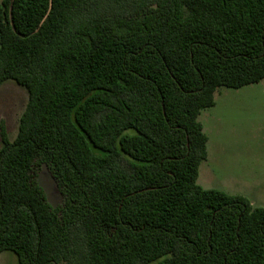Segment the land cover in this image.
Listing matches in <instances>:
<instances>
[{"label": "trees", "instance_id": "1", "mask_svg": "<svg viewBox=\"0 0 264 264\" xmlns=\"http://www.w3.org/2000/svg\"><path fill=\"white\" fill-rule=\"evenodd\" d=\"M9 80L28 100L13 140L0 122V254L264 264V208L196 183L200 113L264 80V0H0Z\"/></svg>", "mask_w": 264, "mask_h": 264}, {"label": "rangeland", "instance_id": "2", "mask_svg": "<svg viewBox=\"0 0 264 264\" xmlns=\"http://www.w3.org/2000/svg\"><path fill=\"white\" fill-rule=\"evenodd\" d=\"M242 89L237 92L219 88L224 99L219 109L213 115H208L207 109L201 112L199 122L206 131H212L207 154L211 156L210 163L216 160L213 163L216 170L209 171L206 162H201L196 183L205 190L247 194L253 207L264 208V80ZM27 100V91L15 82L0 84V122L4 123L10 140L16 137ZM218 136L222 139L216 140ZM231 174L240 175L244 181L231 178ZM245 178L253 179L254 184L247 183ZM37 182L49 203L53 207L59 205L60 194L45 166L38 169ZM0 264L18 262L12 252L6 251L0 254Z\"/></svg>", "mask_w": 264, "mask_h": 264}, {"label": "crops", "instance_id": "3", "mask_svg": "<svg viewBox=\"0 0 264 264\" xmlns=\"http://www.w3.org/2000/svg\"><path fill=\"white\" fill-rule=\"evenodd\" d=\"M243 88V87H242ZM242 88H239V89H233V90H236L237 92H239V91H241V90H243ZM219 95V98H217V96ZM222 100H224L222 97H221V94L218 92V90L215 92V94H214V106L213 107H211V108H208L207 109V112H208V115H213L214 114V112L216 111V110H218L219 109V105H220V103H221V101ZM200 116H201V113H200V115H199V118H200ZM198 118V119H199ZM202 127H203V130H204V134L206 135V137H207V146H208V144H209V142H210V140H211V134H209V131H210V133H212V131H211V129H209V130H207L206 131V129L204 128V126L202 125ZM220 139H222V138H220L219 136L218 137H216V140H220ZM210 159H211V156H209V154H207V156H206V159L204 160L205 162H206V164H207V167H208V169H209V171H210V169H211V171H215L216 170V168H214V167H216L215 166V164H213L216 160H213L212 161V163H210ZM217 162H218V160H217ZM231 178H234V179H239L240 181H244V180H241V179H244L243 177H241L240 175H239V177H238V174L237 175H232L231 174V176H230ZM245 179H247L246 181H247V183H253L254 184V181H253V179H251V178H245ZM249 180L251 181V182H249ZM260 181V180H259ZM253 187H254V185H252ZM220 191H222V190H220ZM225 190H223V192H224ZM226 193V192H225ZM234 192H227V194H229V195H232V196H242V197H244V198H246L249 202H250V204L252 205V203H251V201H250V199L248 198V196H247V194H241V193H239V194H233ZM253 206V205H252Z\"/></svg>", "mask_w": 264, "mask_h": 264}]
</instances>
